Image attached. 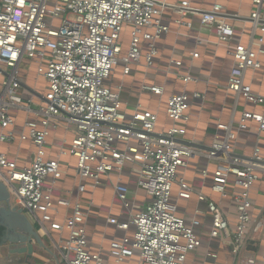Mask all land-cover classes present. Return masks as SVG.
<instances>
[{"label": "built area", "instance_id": "2783aa9c", "mask_svg": "<svg viewBox=\"0 0 264 264\" xmlns=\"http://www.w3.org/2000/svg\"><path fill=\"white\" fill-rule=\"evenodd\" d=\"M252 3L255 9L250 16V43L246 47L237 45L231 51L233 66L226 89L236 99L261 106L264 98L252 93L243 82L245 71L259 69V59L264 55V0H252ZM164 10L181 17L175 22L179 26L190 27L182 18L198 14L201 25H215L217 41L221 44L233 36L219 5L200 12L187 2L176 5L159 0H0V70L6 77L0 85V147L15 140L9 130L13 125L11 111L23 110L40 119L26 121L25 133L19 136L20 141L30 140L35 148L28 166L18 167L16 161L0 151V183L5 185L10 197H15L14 205L23 210L40 236L49 237L48 231L67 232L66 240L57 246L62 264H103V261L85 250L87 214L78 200L72 204L65 199H54L52 190L45 186L48 178L56 181L62 175L58 160L46 158L47 139L55 120L75 129L71 141L61 143L58 155L76 159L77 195L85 192L83 180H90L94 188L101 176L121 173L125 165H130L136 169L137 187L151 199L130 221L135 229L132 238L110 243L116 264L134 253L141 264H185L188 254L201 247L194 230L199 222L193 220L190 226L186 225L170 202L174 184L179 187L181 198L188 199L191 193L187 184L177 179L178 170L186 167L195 154L179 140L185 131L172 127L164 133H155L157 115L140 109V105L131 119H126L121 109L120 87L113 90L106 84L118 63H123V74L127 75L130 66L140 62L142 42L148 45L144 56L146 66L152 65L155 41L169 32L161 22ZM126 26L131 30L130 43L122 57L119 40ZM253 43L258 45L256 49L252 48ZM23 60L33 61L37 75L47 83L44 103L36 110L31 109L29 102L24 103L19 94L18 65ZM190 81V77L183 78L185 83ZM142 90L154 95L163 92L160 87ZM194 97L200 98L197 94ZM188 109V96L174 95L167 100L165 113L173 123L187 122ZM249 122L256 123L258 136L264 134V116L247 111L242 112L236 130L246 131ZM217 129L224 132V138L215 136L203 156L219 162L211 174V190L220 201L227 198L234 201L236 223L231 228L220 205L207 201L208 236L220 239L229 247L231 264H264V255L256 256L264 219L252 222L249 197L259 174L264 173V161L257 147L247 159L234 155L230 143L236 134L227 125L219 124ZM201 175L206 177L207 171ZM230 183L238 190H228ZM113 188L117 199L128 207L127 189L119 183ZM67 193L74 194L68 190ZM198 200L205 198L198 195ZM54 205L71 207L62 224L52 219L50 211ZM199 213L197 210L196 214ZM108 222L121 230L128 228V224H118L114 219Z\"/></svg>", "mask_w": 264, "mask_h": 264}, {"label": "crops", "instance_id": "0c3cea01", "mask_svg": "<svg viewBox=\"0 0 264 264\" xmlns=\"http://www.w3.org/2000/svg\"><path fill=\"white\" fill-rule=\"evenodd\" d=\"M167 4L179 5L187 2L190 7L200 12H208L214 5L222 7L226 23L232 28L233 36L226 43H219L216 37L215 25H201L198 14L183 17V22L191 26L177 25L175 22L181 17L171 11L164 10L161 22L168 27L169 32L155 41L156 54L152 58V65L146 66L144 56L148 53V45L142 42L141 59L136 65L130 66L127 75L123 74L124 65L118 63L113 69L106 84L111 89L120 87L121 109L126 119H131L134 109L140 105V109L153 112L157 115L154 128L155 133H164L175 127L185 131L179 137L181 143L188 145L195 152L188 160L186 167L177 172V179L183 180L191 193L188 199L179 196L180 189L174 184L170 202L176 208L178 216L190 226L191 221L196 220L199 225L194 229L202 244L201 247L187 256L185 264H231L230 249L220 239H210V216L207 213V201L220 205L225 218L231 228L236 223L235 203L231 198L220 201L219 196L212 192V173L219 165L217 160H208L203 156L211 146L215 136L224 138V132L217 129V125L230 126L236 134L234 141L230 143L232 153L242 158H249L257 147L264 161V134L258 136L257 125L249 122L247 130L238 132L236 126L243 111L264 116V105H253L236 99L226 89L228 75L233 66L231 51L237 45L248 46L252 30L250 19L255 7L252 0H159ZM264 19V16H263ZM130 28L124 27L120 35L121 56L127 54L130 43ZM258 45L252 44L256 49ZM264 49V43H263ZM197 54V57H192ZM260 68L248 69L244 73V85L250 87L252 93L264 98V55L260 57ZM176 63H180L179 66ZM5 72L0 70V85L5 77ZM184 77H190L192 81L183 82ZM18 79L20 81L19 94L24 103L29 102L32 110L44 102L47 92V83L37 75L36 65L33 61L23 60L18 65ZM145 87H160L161 95L142 90ZM186 94L189 98L187 122L173 123L168 119L165 109L167 100L174 95ZM197 94L200 98H195ZM13 125L9 128L15 136V140L9 144H3L0 151L8 159L16 161L18 167L28 166L31 163L35 148L30 140L20 141L19 136L25 133L26 121L39 122V117L23 110L10 112ZM55 127L50 131L47 139L46 158L58 160L62 171L61 178L53 181L48 178L45 186L52 190L54 199H65L70 203L76 200L81 204L83 212L87 214L85 222L86 252L90 255H98L103 264H116L110 253V243L121 241L123 238L131 239L134 227L130 224L132 217L143 209L151 199L146 193L137 187V173L133 166L125 165L121 173H110L100 177V183L93 188L90 180H83L85 192L77 195L76 189L79 179L76 175V159L72 156L61 157L58 155L61 143L68 142L74 137L75 129L61 120L52 121ZM122 146H120L121 148ZM207 171V176L202 177L201 172ZM121 184L127 189L128 207L117 199L113 186ZM228 190L237 191L232 183ZM73 191L71 196L67 193ZM264 173L259 174L258 181L251 187L249 197L251 201L250 215L252 222L264 219ZM198 195H202L205 201H199ZM92 201V202H91ZM14 207H16L13 204ZM199 210L200 213L196 214ZM52 219L62 224L71 213V207H59L54 205L50 211ZM114 219L118 224H128L127 230L118 229L108 221ZM0 228H3L0 226ZM49 237H42L43 247L35 246V261L41 264H62L57 251V246L66 240L67 232L48 231ZM46 239V241H45ZM8 243L0 241V246ZM264 255V230L259 241L257 258ZM7 261V256L5 259ZM9 261V260H8ZM35 261L32 264H35ZM9 262H17L14 258ZM119 264H141L139 256L134 253L132 257L124 259ZM261 264V263H259Z\"/></svg>", "mask_w": 264, "mask_h": 264}, {"label": "water", "instance_id": "95a60500", "mask_svg": "<svg viewBox=\"0 0 264 264\" xmlns=\"http://www.w3.org/2000/svg\"><path fill=\"white\" fill-rule=\"evenodd\" d=\"M0 226L6 229L8 236L3 242L7 245V261L14 258L22 264L35 261V246L43 247L40 235L25 217L23 210L12 207L10 194L0 183Z\"/></svg>", "mask_w": 264, "mask_h": 264}, {"label": "rangeland", "instance_id": "374dc122", "mask_svg": "<svg viewBox=\"0 0 264 264\" xmlns=\"http://www.w3.org/2000/svg\"><path fill=\"white\" fill-rule=\"evenodd\" d=\"M14 201H15V197L12 195V197H10V204L12 207H14L13 206ZM0 220L3 221V218ZM45 241H46V239H45ZM6 256H7V248L5 247V245H2V246H0V264H18V263H20V262L15 263V262L6 261V260H4Z\"/></svg>", "mask_w": 264, "mask_h": 264}, {"label": "flooded vegetation", "instance_id": "af4514ba", "mask_svg": "<svg viewBox=\"0 0 264 264\" xmlns=\"http://www.w3.org/2000/svg\"><path fill=\"white\" fill-rule=\"evenodd\" d=\"M7 236H8V233H7L6 229H4L3 233L0 236V241L2 242ZM20 263H18V264H20Z\"/></svg>", "mask_w": 264, "mask_h": 264}, {"label": "trees", "instance_id": "16d2710c", "mask_svg": "<svg viewBox=\"0 0 264 264\" xmlns=\"http://www.w3.org/2000/svg\"><path fill=\"white\" fill-rule=\"evenodd\" d=\"M3 231H4V228H0V236L3 233ZM35 264H41V263L39 261H35Z\"/></svg>", "mask_w": 264, "mask_h": 264}]
</instances>
